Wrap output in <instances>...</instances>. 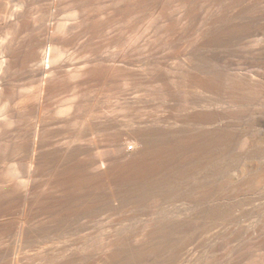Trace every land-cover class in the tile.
Wrapping results in <instances>:
<instances>
[{"label":"rangeland","instance_id":"obj_1","mask_svg":"<svg viewBox=\"0 0 264 264\" xmlns=\"http://www.w3.org/2000/svg\"><path fill=\"white\" fill-rule=\"evenodd\" d=\"M0 264H264V0H0Z\"/></svg>","mask_w":264,"mask_h":264}]
</instances>
